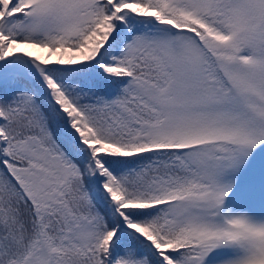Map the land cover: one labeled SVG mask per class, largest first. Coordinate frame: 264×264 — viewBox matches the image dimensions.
Instances as JSON below:
<instances>
[{"label":"snow or ice","instance_id":"obj_1","mask_svg":"<svg viewBox=\"0 0 264 264\" xmlns=\"http://www.w3.org/2000/svg\"><path fill=\"white\" fill-rule=\"evenodd\" d=\"M0 264H264V0H0Z\"/></svg>","mask_w":264,"mask_h":264}]
</instances>
